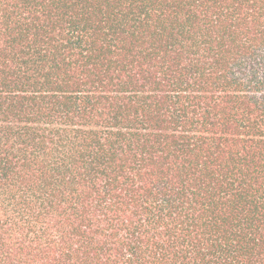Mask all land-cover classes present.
<instances>
[{"label": "trees", "instance_id": "obj_1", "mask_svg": "<svg viewBox=\"0 0 264 264\" xmlns=\"http://www.w3.org/2000/svg\"><path fill=\"white\" fill-rule=\"evenodd\" d=\"M0 264H264V0H0Z\"/></svg>", "mask_w": 264, "mask_h": 264}]
</instances>
